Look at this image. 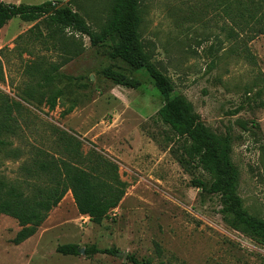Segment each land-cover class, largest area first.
<instances>
[{
	"label": "rangeland",
	"instance_id": "rangeland-1",
	"mask_svg": "<svg viewBox=\"0 0 264 264\" xmlns=\"http://www.w3.org/2000/svg\"><path fill=\"white\" fill-rule=\"evenodd\" d=\"M72 0H0L14 5ZM111 0H76L73 8L94 31L108 18ZM260 0H256L258 4ZM250 0H143L141 37L152 63L184 96L213 133L230 137L245 209L264 220V9ZM43 20L14 19L0 33V181L34 192L47 183L38 165L71 159L65 142L84 158L96 151L119 167L126 196L101 224L82 216L69 192L35 236L16 245L19 222L0 215V264H264V246L232 229L220 198L193 182L210 177L186 166L185 140L165 125L164 104L149 75L132 74L107 48L67 30L58 35ZM52 66L62 81L42 88ZM123 71L142 81L137 90L115 86L103 72ZM54 73V72H52ZM63 97L54 111L46 100ZM42 100V102H41ZM73 112L63 116L68 109ZM61 133H59V132ZM116 249L118 256L88 258L57 253ZM123 253H127L125 260Z\"/></svg>",
	"mask_w": 264,
	"mask_h": 264
},
{
	"label": "trees",
	"instance_id": "trees-1",
	"mask_svg": "<svg viewBox=\"0 0 264 264\" xmlns=\"http://www.w3.org/2000/svg\"><path fill=\"white\" fill-rule=\"evenodd\" d=\"M250 1L254 6L250 17L254 18L253 11L258 10L257 5L264 9V0H260L258 4L256 0ZM75 3L76 0L67 4L50 1L41 5L0 2V33L14 19L27 23L43 20L56 35L72 30L89 38L92 47L109 49L112 58L124 63L132 74L146 72L164 100L158 112L161 121L179 139L185 140L184 154L187 159H183L181 163L186 166L193 162L210 177V183L195 180L193 185L220 198L221 214L232 229L264 246V220L249 214L238 192L240 172L232 160L231 138L213 133L195 113L187 98L173 97L175 89L171 79L152 63L145 51L141 37L143 0H111L107 21L99 32L94 31L86 18L73 8ZM258 34L264 35V27ZM51 69L50 72L44 71L42 75V88L54 86L57 80L62 81L64 78L55 73L58 72L57 68L52 66ZM1 73L0 65V76ZM103 75L115 86L132 90L142 86L141 80L123 71L107 69ZM51 94L46 103L54 111L63 92L54 89ZM0 110L10 114L12 107L2 102ZM72 112L73 108H70L63 116ZM61 134L60 141L65 142L67 153L71 154L73 149V154L70 155L71 159L54 158L39 163V170L48 179L46 185L36 187L32 193H26L21 187L0 181V215L12 217L23 228L14 240L16 245L35 236L49 213L61 204L69 192L78 212L98 225L119 207L126 196L128 186L121 180L119 167L114 162L96 151L84 158L75 149V144L72 147L68 145L73 142H70L66 133ZM81 250L78 245L68 244L58 247L57 253L78 257L82 255ZM118 254L116 249L102 250L97 246L85 249V256L88 258ZM131 261L133 264H151L150 261L140 262L135 258H131Z\"/></svg>",
	"mask_w": 264,
	"mask_h": 264
},
{
	"label": "water",
	"instance_id": "water-1",
	"mask_svg": "<svg viewBox=\"0 0 264 264\" xmlns=\"http://www.w3.org/2000/svg\"><path fill=\"white\" fill-rule=\"evenodd\" d=\"M82 255H85V250H81ZM121 255H124L125 260L127 259V253H123Z\"/></svg>",
	"mask_w": 264,
	"mask_h": 264
}]
</instances>
